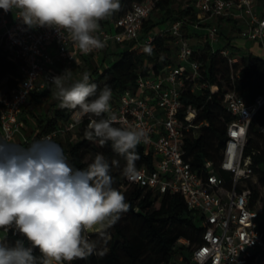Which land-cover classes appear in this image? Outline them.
Returning a JSON list of instances; mask_svg holds the SVG:
<instances>
[{
	"label": "built area",
	"instance_id": "built-area-1",
	"mask_svg": "<svg viewBox=\"0 0 264 264\" xmlns=\"http://www.w3.org/2000/svg\"><path fill=\"white\" fill-rule=\"evenodd\" d=\"M189 4L196 12L194 27L201 26L205 19L234 21L239 23L241 37L264 49V0H190ZM152 7L151 0L132 4L109 29L99 30L97 35L105 47L88 55L81 54L69 39H62L54 29L29 28L17 18L16 10L5 12L0 9V44L4 43L10 55L20 62L17 87L0 96L3 106L0 138L6 137L12 142L22 132L25 128L22 111L29 97L53 86L51 79L59 75L58 67L71 74L72 68L85 67L83 57L95 63L112 46L133 42V47H153L156 41L169 37L174 63L164 67L159 74L149 71L139 76L134 91L127 89L113 93L110 101L111 110L119 120L115 126L140 124L149 132V142L140 145L145 154L151 155L153 169L137 168L140 178L136 181L126 178V181L154 194H179L188 210L199 219L203 229L200 242L190 248L185 264H264V233L258 229L264 209L257 210L258 203L250 205L249 190H237V186L252 174L249 158L243 157V146L248 126L256 110L264 104V95L248 103L232 90L224 94V107L233 121L227 125L217 167L230 175V188L225 187L222 177L210 170L211 162L205 164L208 173L203 178L192 171L184 161L182 147L185 138L198 135L203 123H195L197 111L191 106L184 111L183 119L180 118V92L184 88L195 92L208 85L204 81L198 82L201 79L200 64L192 59L193 46L185 36L184 20H173L166 23V27H155L142 36L143 22L151 15ZM206 30V42H216L217 28L210 24ZM216 51L230 63L237 61L227 47ZM209 88L213 91L215 87ZM77 124L73 112L63 126L36 134L34 141L45 137L52 140L57 135L71 132ZM178 262H183L182 257Z\"/></svg>",
	"mask_w": 264,
	"mask_h": 264
},
{
	"label": "trees",
	"instance_id": "trees-1",
	"mask_svg": "<svg viewBox=\"0 0 264 264\" xmlns=\"http://www.w3.org/2000/svg\"><path fill=\"white\" fill-rule=\"evenodd\" d=\"M145 0H121V9L112 17L100 22V29H109L114 20L127 12L132 4L142 3ZM181 1H187V6H182ZM153 3L151 15L143 22L142 36L148 34L159 25L170 23L176 19L186 22L185 36L192 38L194 33L188 27L193 25L196 12L190 6V0H151ZM157 13L156 17H152ZM204 47H193L192 59L200 64L201 79L208 87L191 92L190 88H184L180 92V118L188 106L196 111L195 123H203L195 138L187 137L184 140V161L191 170L200 177L208 173L205 164L212 163L211 171L222 177L225 187L230 188V175L218 169L219 152L225 140L227 125L233 121V117L224 107V94L230 90L248 103L264 95V57L252 54L237 57L235 63H230L227 58L219 55L218 51L212 52L209 44L204 41ZM121 48L119 58L111 66L91 69L88 57H83L86 70H89L90 83L98 85V92L105 85L112 89V93L118 94L124 90L134 91L136 80L141 75L159 74L160 71L174 63L170 58L173 48L172 39L166 37L156 41L152 47V54L143 51L142 47H133V42L116 45ZM20 62L14 59L8 52L4 43L0 44V83L4 81L6 88L0 91V96L14 90L18 85ZM93 74V75H92ZM81 79V78H80ZM215 87L213 91L209 87ZM52 89L48 88L40 93H33L28 99L38 103ZM26 105V106H27ZM22 111V120L25 128H30V121ZM3 106L0 103V115ZM52 111V112H51ZM73 110L61 109L59 101L48 107L38 115H31L34 126L25 141H20L24 147H28L34 138L41 133L53 131L59 125L63 126ZM88 116L81 118L71 132L57 135L52 139L64 151L68 163L75 168H86L97 153L103 154L111 163L113 159L119 161V167H113L111 175L114 178V187L124 193L130 209L122 214L119 221L109 228L110 240L104 246V255L93 254L87 259H78L71 264H185L188 260L190 248L200 242L202 227L199 219L188 210L183 198L179 194H154L153 192L128 183L123 175L126 161L123 157L113 152L111 143L101 146L98 141L93 142L85 138ZM115 126V125H113ZM117 127V126H115ZM71 136L76 139L72 141ZM140 159L136 161V167L153 169V160L150 154H145L141 145L137 146ZM243 157L249 158L252 170L251 177L237 186V190L247 189L250 192V205L264 201V104L255 112L251 120L246 140L243 146ZM255 178L256 181H252ZM264 208V205H262ZM258 229L264 233V219L259 217ZM95 240L96 233H86ZM0 241L9 245L21 238L14 234V230L5 232L0 229ZM35 255L39 256L38 250ZM182 257L183 262H178ZM68 264V262H65Z\"/></svg>",
	"mask_w": 264,
	"mask_h": 264
},
{
	"label": "clouds",
	"instance_id": "clouds-1",
	"mask_svg": "<svg viewBox=\"0 0 264 264\" xmlns=\"http://www.w3.org/2000/svg\"><path fill=\"white\" fill-rule=\"evenodd\" d=\"M0 9L16 10L29 28L54 29L88 55L105 47L97 35L100 22L121 9V0H0ZM143 51L151 55L152 47ZM70 79L67 69L51 79L59 107L73 110L77 123L88 116L85 138L101 146L110 142L126 161L123 175L138 180L136 149L149 142L148 130L140 124L113 126L119 120L111 110L112 89L105 85L98 92L88 72L75 82ZM113 167H119L118 160L110 163L97 153L86 168H75L47 137L28 147L0 138V229L21 237L11 245L0 241V264H71L104 255L108 229L130 209L124 193L113 186ZM93 230L95 240L86 235Z\"/></svg>",
	"mask_w": 264,
	"mask_h": 264
},
{
	"label": "rangeland",
	"instance_id": "rangeland-1",
	"mask_svg": "<svg viewBox=\"0 0 264 264\" xmlns=\"http://www.w3.org/2000/svg\"><path fill=\"white\" fill-rule=\"evenodd\" d=\"M187 3H188L187 1H181L182 6L184 5L187 6L188 5ZM156 16H157V13H154L152 17H156ZM210 24L211 26H215L219 32L217 41L209 44L210 50L216 51V50H221L227 47L232 53L238 54L243 57L248 56L249 54H252L257 57H264V49H262L256 42H252L240 36L239 31H238L239 23H235L234 21H230V20L229 21L217 20L216 18H214L211 20ZM197 38L196 37L190 38V44L192 46L196 44ZM203 39H205V37H203ZM204 44L205 43L202 42V47H204ZM120 51H121L120 47L112 46L107 53H102L99 56L98 61H96L95 63L91 62L92 64L95 65V66L91 65V69H94L95 67L98 69H103V68L111 66V64L119 58ZM88 71L89 70H86V68H80L77 70V68L74 67L72 73L70 74L71 79L69 83L80 80V78H82L83 73L88 72ZM73 77H74V80H72ZM5 88H6V85H4V81H2L0 83V91H3ZM49 88L52 89L50 94L46 95L38 103L37 102L28 103V105L26 106L24 110L25 111L24 115L27 116L28 120H31L30 121L31 124L29 125L30 128L34 126V122H32V119L34 120V118L31 117V115H35V114L38 115L40 112H44L48 107L52 106L55 102L58 101L54 95V92L56 91L54 86H51ZM30 128L27 127L26 129H24L22 131V135L27 136L30 133ZM17 137L18 136H15L12 142L19 144L20 139L18 141ZM71 139L72 141H76V139L72 136H71ZM252 181H256V179L252 178ZM262 205H264V201L257 204V207H256L257 210H260ZM260 219H264V210H262L261 212ZM92 232H95V231L93 230L88 233H92Z\"/></svg>",
	"mask_w": 264,
	"mask_h": 264
},
{
	"label": "crops",
	"instance_id": "crops-1",
	"mask_svg": "<svg viewBox=\"0 0 264 264\" xmlns=\"http://www.w3.org/2000/svg\"><path fill=\"white\" fill-rule=\"evenodd\" d=\"M211 20L212 19H205V21L201 24V26H199V27H194L193 25H190L189 27H188V29H190L189 31H192V33H194V36L193 37H198L197 38V42H196V44L194 45L195 47L196 46H199V47H202V42H204V40L206 41V39H203V37H205V34L207 33V27L210 25V23H211ZM166 27V23L165 24H162V25H159V27L161 28V27ZM202 38V39H201ZM189 39V42H190V38H188ZM193 46V47H194ZM170 58H174V51L173 50H171L170 51ZM97 60H99V57H98V59ZM57 71H58V74L59 75H61V74H63V72H64V69H62L61 67H58L57 68ZM72 71H73V68H72ZM72 71H71V73H72ZM75 77V76H74ZM74 77L72 78V80H74ZM49 87H51V86H49ZM48 87V88H49ZM47 88V89H48ZM27 128V127H26ZM24 130V129H23ZM22 130V131H23ZM18 137H17V139H18V141H19V139H20V141H22L23 139H25L27 136H23L22 135V132L19 134V135H17ZM13 141V140H12Z\"/></svg>",
	"mask_w": 264,
	"mask_h": 264
}]
</instances>
